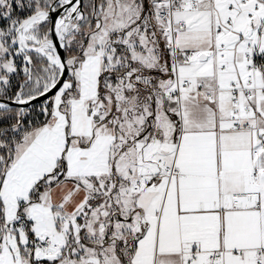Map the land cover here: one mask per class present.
<instances>
[{
    "label": "snow or ice",
    "instance_id": "6c2138e0",
    "mask_svg": "<svg viewBox=\"0 0 264 264\" xmlns=\"http://www.w3.org/2000/svg\"><path fill=\"white\" fill-rule=\"evenodd\" d=\"M0 264H264V0H0Z\"/></svg>",
    "mask_w": 264,
    "mask_h": 264
}]
</instances>
